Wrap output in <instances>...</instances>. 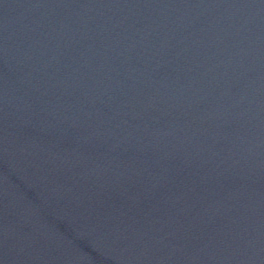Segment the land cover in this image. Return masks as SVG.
I'll return each mask as SVG.
<instances>
[{"label": "water", "instance_id": "obj_1", "mask_svg": "<svg viewBox=\"0 0 264 264\" xmlns=\"http://www.w3.org/2000/svg\"><path fill=\"white\" fill-rule=\"evenodd\" d=\"M0 264H264V0H0Z\"/></svg>", "mask_w": 264, "mask_h": 264}]
</instances>
